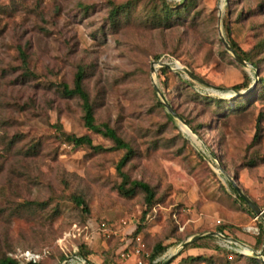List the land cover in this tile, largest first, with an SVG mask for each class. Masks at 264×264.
Masks as SVG:
<instances>
[{
	"label": "rangeland",
	"instance_id": "1",
	"mask_svg": "<svg viewBox=\"0 0 264 264\" xmlns=\"http://www.w3.org/2000/svg\"><path fill=\"white\" fill-rule=\"evenodd\" d=\"M180 1L0 0V259L26 264L28 251L39 264H82L83 250L89 264H253L229 263V244L214 234L262 250V220L217 166L264 209V0H192L160 19L162 2ZM78 69L95 123L134 152L123 172L154 189L144 219L143 194L117 190L122 150L59 137L113 145L84 128L81 102L60 91ZM156 245L164 250L150 262Z\"/></svg>",
	"mask_w": 264,
	"mask_h": 264
},
{
	"label": "trees",
	"instance_id": "2",
	"mask_svg": "<svg viewBox=\"0 0 264 264\" xmlns=\"http://www.w3.org/2000/svg\"><path fill=\"white\" fill-rule=\"evenodd\" d=\"M192 0H181L179 4H174L173 6H168L165 2L163 3V7L161 10V16L160 19L166 20L169 19L173 16H180L182 12H186L188 10V7L190 6ZM117 15V11L112 10L110 13V18L111 20H115ZM231 47L234 51L238 52V48L235 45V43L231 42ZM241 57L243 60L250 61L249 56L244 53L240 52ZM83 79L84 75L81 69H78L77 72L74 75V80H73V87L70 88L66 84L61 83L59 85L60 91L63 96L65 97H77L79 101L81 102V110H82V120H83V125L84 128L92 133H96L101 135L102 137L110 140L112 142L111 147H102L100 145H95L93 144L90 136L88 134H83L80 136H74V135H69V134H63L60 133L59 137L64 139L66 142L70 143L71 145L75 147H86L90 149L92 152L95 153H102V152H109V151H115V150H122L123 155L119 159L117 165H116V172L118 176L120 177V184L117 187L118 192L128 198L132 197L137 191L141 192L143 194V202L144 206L146 207V210L143 211L142 213V219H144L147 209L151 208L155 202V192L152 187H150L149 184L138 181V180H130L129 177L123 172V168L126 165V163L131 159V157L134 155V152L129 145V143L125 142L121 137H119L116 132L110 128L106 124H101L97 125L95 123L94 119V110L93 106L89 100L88 94L86 93L84 86H83ZM259 85L264 86V79L260 78ZM240 86H234L233 89L239 90ZM160 105V103H158ZM238 199L242 202L243 200L238 197ZM75 203L78 206L83 205V201L80 199H77ZM257 236L260 235V232L256 233ZM257 240V238H256ZM195 242H191L190 244H194ZM164 249L161 248L159 245L154 246L151 252L150 256V262L157 258L159 255H161L162 251ZM222 254L224 257L227 259L228 257H231V260H228L230 263L231 261H235L238 259H245L251 261L253 264H264V262L258 261V259L252 258V257H247L244 258L238 253H234L230 250H221ZM81 255L84 257V259L89 263V257L91 255L90 252L83 251L81 250ZM263 256H264V250H263ZM198 258V257H197ZM197 258H193L191 256H187L185 258H182L180 261H191V260H196ZM227 262V263H228ZM15 260L10 257H5L0 259V264H14ZM30 264H39V261H36L35 263H30ZM94 264H107L105 261V257L102 256V258H98L94 262ZM158 264V263H156Z\"/></svg>",
	"mask_w": 264,
	"mask_h": 264
},
{
	"label": "water",
	"instance_id": "3",
	"mask_svg": "<svg viewBox=\"0 0 264 264\" xmlns=\"http://www.w3.org/2000/svg\"><path fill=\"white\" fill-rule=\"evenodd\" d=\"M226 48L229 50V51H232V49L230 47H228V45L224 42ZM235 58L237 60V62H239L240 64L244 65L245 62L240 58L238 57L237 55H235ZM179 71L183 72L184 74H186L188 77H190L191 79L203 84V85H206L204 82L200 81L199 79H197L190 71H188L186 68L184 67H180L178 69ZM157 90V89H156ZM164 107L166 108V110L172 115V116H176V114L172 111L171 107L168 105V104H164ZM217 172L218 174L222 173L226 179L228 180V182L230 183L231 187L233 188V190L235 191V193L245 202V204L250 208V210L255 214V215H259L260 216V219L262 220V223L264 225V213L261 211V209L256 205L254 204L243 192L242 190L238 187V185L236 184V182L231 179L228 175H226V173L221 170V168H219L217 166ZM209 235H213V234H209ZM215 236H220L221 233L218 232L217 234H214ZM224 238V241L226 243L229 244V247L230 249H232L235 253H239L240 255H247L249 257H252V258H255V259H261L264 257L263 256V250H264V241L262 243V250L261 252L257 253V254H247V253H244L240 250H236L234 249L235 246L233 245V243L230 241L229 238H226V237H223ZM198 239V237H194L192 238L191 240H196ZM191 240L187 241V242H190ZM187 242H185L184 244H186ZM240 243V242H239ZM242 244V243H241ZM244 245V244H242ZM255 252V251H253ZM172 260V257H169L163 264H169L170 261ZM82 264H89L87 263L86 261H83Z\"/></svg>",
	"mask_w": 264,
	"mask_h": 264
},
{
	"label": "built area",
	"instance_id": "4",
	"mask_svg": "<svg viewBox=\"0 0 264 264\" xmlns=\"http://www.w3.org/2000/svg\"><path fill=\"white\" fill-rule=\"evenodd\" d=\"M261 211L264 213V209H261ZM258 219H260L259 215H255L253 221H257ZM101 227L105 228V224H101ZM249 229L254 230L255 234L257 233V227H250ZM137 241H139V239L137 238ZM227 248L230 249V247L228 246ZM230 251L234 252L232 249H230ZM140 252L139 248H136L133 252L131 251H127L125 254H122L121 256L123 258H128L130 255L134 256L135 254L138 255ZM23 258V260H25L26 264H30V263H35L38 260V256L26 251L22 254L21 256ZM262 261H264V257L262 258ZM137 264H141V261L138 260Z\"/></svg>",
	"mask_w": 264,
	"mask_h": 264
},
{
	"label": "bare ground",
	"instance_id": "5",
	"mask_svg": "<svg viewBox=\"0 0 264 264\" xmlns=\"http://www.w3.org/2000/svg\"><path fill=\"white\" fill-rule=\"evenodd\" d=\"M175 69L176 70H178L180 67H181V65L180 64H178V63H175ZM183 125V124H182ZM189 128H187L186 126H184L183 127V131L185 132V134L188 136V137H190L191 139H193V137L191 136V134H190V132H189V130H188ZM196 141V140H195ZM219 238H222V240H224V236L221 234L220 236H218ZM230 239V241L233 243V245L235 246V247H237L239 250H241L242 248L243 249H247V250H249L250 252H251V254H257V252H253V250H251L250 248H248L247 246H245V245H242L241 243H239L237 240H235V239H233V238H229ZM245 252H247L246 250H245Z\"/></svg>",
	"mask_w": 264,
	"mask_h": 264
}]
</instances>
